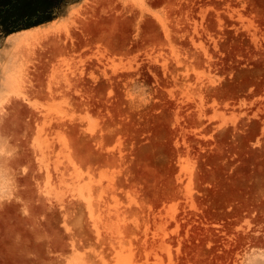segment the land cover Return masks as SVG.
Wrapping results in <instances>:
<instances>
[{"label": "rangeland", "instance_id": "374dc122", "mask_svg": "<svg viewBox=\"0 0 264 264\" xmlns=\"http://www.w3.org/2000/svg\"><path fill=\"white\" fill-rule=\"evenodd\" d=\"M0 264H264V0H0Z\"/></svg>", "mask_w": 264, "mask_h": 264}]
</instances>
